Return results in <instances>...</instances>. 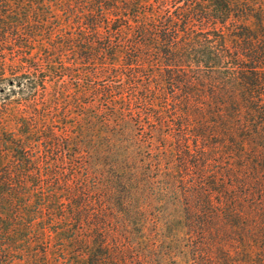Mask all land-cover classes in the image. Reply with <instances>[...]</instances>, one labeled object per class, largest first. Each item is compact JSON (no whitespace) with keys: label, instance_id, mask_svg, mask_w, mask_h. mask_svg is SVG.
<instances>
[{"label":"trees","instance_id":"1","mask_svg":"<svg viewBox=\"0 0 264 264\" xmlns=\"http://www.w3.org/2000/svg\"><path fill=\"white\" fill-rule=\"evenodd\" d=\"M0 264H264V0H0Z\"/></svg>","mask_w":264,"mask_h":264}]
</instances>
